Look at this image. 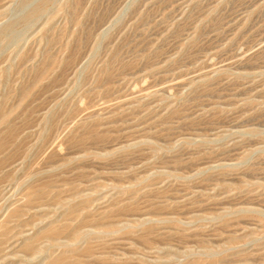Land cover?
I'll list each match as a JSON object with an SVG mask.
<instances>
[{
  "label": "rangeland",
  "instance_id": "rangeland-1",
  "mask_svg": "<svg viewBox=\"0 0 264 264\" xmlns=\"http://www.w3.org/2000/svg\"><path fill=\"white\" fill-rule=\"evenodd\" d=\"M0 264H264V0H0Z\"/></svg>",
  "mask_w": 264,
  "mask_h": 264
}]
</instances>
